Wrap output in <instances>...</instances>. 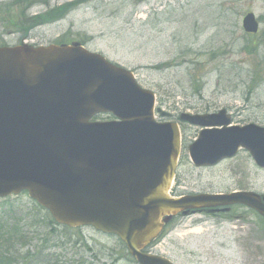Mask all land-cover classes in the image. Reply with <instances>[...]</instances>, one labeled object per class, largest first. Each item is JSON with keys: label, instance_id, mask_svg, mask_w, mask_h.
Wrapping results in <instances>:
<instances>
[{"label": "rangeland", "instance_id": "rangeland-1", "mask_svg": "<svg viewBox=\"0 0 264 264\" xmlns=\"http://www.w3.org/2000/svg\"><path fill=\"white\" fill-rule=\"evenodd\" d=\"M247 13L255 35L243 30ZM66 42L129 70L170 114L226 109L234 124L264 128V0H0V45ZM181 131L185 146L199 132ZM232 191L264 196V170L245 152L197 169L182 151L173 195ZM162 235L151 252L173 264H264V220L246 207L178 217ZM0 264L136 263L115 236L59 226L21 193L0 200Z\"/></svg>", "mask_w": 264, "mask_h": 264}, {"label": "water", "instance_id": "water-1", "mask_svg": "<svg viewBox=\"0 0 264 264\" xmlns=\"http://www.w3.org/2000/svg\"><path fill=\"white\" fill-rule=\"evenodd\" d=\"M243 27L257 33L253 14ZM153 108V94L130 72L76 44L0 48V197L28 190L57 223L118 236L138 264H171L144 250L181 212L244 205L264 216V198L253 193L169 197L179 130L155 123ZM97 113L121 122L89 123ZM224 115L181 116L223 127L201 132L189 148L194 165H215L242 147L264 168V129H227Z\"/></svg>", "mask_w": 264, "mask_h": 264}, {"label": "flooded vegetation", "instance_id": "flooded-vegetation-1", "mask_svg": "<svg viewBox=\"0 0 264 264\" xmlns=\"http://www.w3.org/2000/svg\"><path fill=\"white\" fill-rule=\"evenodd\" d=\"M214 215H217V214H214Z\"/></svg>", "mask_w": 264, "mask_h": 264}]
</instances>
